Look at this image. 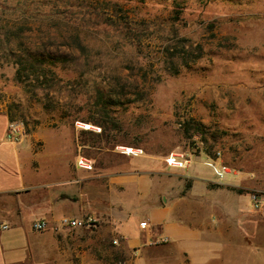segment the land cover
<instances>
[{"label": "rangeland", "instance_id": "374dc122", "mask_svg": "<svg viewBox=\"0 0 264 264\" xmlns=\"http://www.w3.org/2000/svg\"><path fill=\"white\" fill-rule=\"evenodd\" d=\"M1 2L0 18L24 23L30 47L62 61L49 67L48 90L25 88L0 50L6 139L45 155L24 153L26 167L126 147L199 156L222 175L210 186L224 189L223 233L242 249L222 264H264L252 255H264V0ZM238 208V228L227 227ZM63 229L69 252L98 239L93 225ZM105 244L110 254L95 246L97 259L124 261Z\"/></svg>", "mask_w": 264, "mask_h": 264}, {"label": "crops", "instance_id": "0c3cea01", "mask_svg": "<svg viewBox=\"0 0 264 264\" xmlns=\"http://www.w3.org/2000/svg\"><path fill=\"white\" fill-rule=\"evenodd\" d=\"M7 124L0 117V223L9 225L0 231V264H110L95 256V246L110 254V241L125 257L111 264H222L235 243L242 250L233 233L227 239L223 233L218 210H225V191L210 186L219 185L220 172L199 156L177 155L187 162L169 165L170 156L126 147L99 157H58L56 166L34 160L26 167L24 153L45 155L6 139ZM81 159L84 166L77 164ZM239 210L227 227L238 228ZM63 217L92 220L99 229L95 246L67 251ZM34 221L47 222L48 229L33 230ZM252 255L264 261L260 251Z\"/></svg>", "mask_w": 264, "mask_h": 264}, {"label": "trees", "instance_id": "16d2710c", "mask_svg": "<svg viewBox=\"0 0 264 264\" xmlns=\"http://www.w3.org/2000/svg\"><path fill=\"white\" fill-rule=\"evenodd\" d=\"M0 6L2 12L6 11L5 2H1ZM24 26V23L6 21L0 18V50L4 52L2 54L4 57L9 56L13 64L16 65L15 79L19 83L23 84L25 88H29L32 82H36L44 90H48L51 86V81L46 79V74L50 72V66L62 62L61 57H55L45 52L44 48L42 50L41 47H30L31 45L26 42L27 37L23 35ZM14 43L16 49L13 48ZM40 80L41 82H39ZM8 120L13 122L9 115ZM188 130L189 127L185 132L187 133Z\"/></svg>", "mask_w": 264, "mask_h": 264}, {"label": "built area", "instance_id": "2783aa9c", "mask_svg": "<svg viewBox=\"0 0 264 264\" xmlns=\"http://www.w3.org/2000/svg\"><path fill=\"white\" fill-rule=\"evenodd\" d=\"M8 138H11L8 136ZM127 153H130L132 150L131 149H126L125 150ZM182 156L178 157L177 155H172L170 156L169 159V165H182L184 162H187L186 159H184ZM83 159L78 160L77 164L79 166H84L83 163ZM220 176H222L220 174ZM91 225H93V221L90 219H86L83 221H77V220H73L67 217H63L60 219L59 221V226L61 228H69V229H75L77 227H90ZM141 226H144V223H141ZM9 229V225L5 224V223H0V231H5ZM32 229L35 231H46L48 229V224L45 221H34L32 223ZM115 244H117V242H115Z\"/></svg>", "mask_w": 264, "mask_h": 264}]
</instances>
